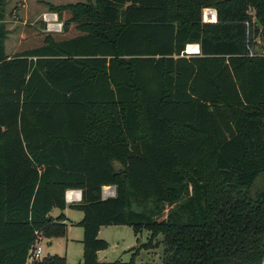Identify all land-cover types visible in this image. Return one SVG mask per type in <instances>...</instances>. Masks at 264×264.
Returning a JSON list of instances; mask_svg holds the SVG:
<instances>
[{
  "label": "trees",
  "instance_id": "obj_1",
  "mask_svg": "<svg viewBox=\"0 0 264 264\" xmlns=\"http://www.w3.org/2000/svg\"><path fill=\"white\" fill-rule=\"evenodd\" d=\"M6 3L0 264H26L40 236L65 235L64 214L50 211L67 206L83 213L82 264H140L98 259L108 225L162 235L161 264H262L264 54L249 52L264 41V0L49 4L61 30L25 22L11 55ZM204 9L216 20L203 21ZM103 185L115 194L103 199ZM67 189L80 201L67 204Z\"/></svg>",
  "mask_w": 264,
  "mask_h": 264
},
{
  "label": "rangeland",
  "instance_id": "obj_2",
  "mask_svg": "<svg viewBox=\"0 0 264 264\" xmlns=\"http://www.w3.org/2000/svg\"><path fill=\"white\" fill-rule=\"evenodd\" d=\"M88 0H6L5 6V26L7 29V38L5 40V51L11 54L19 46L24 23L35 24L43 19V15L52 12L49 4L60 5L68 3H86ZM94 1V0H89ZM208 10H204L203 14ZM251 15L253 12H250ZM216 17V14H214ZM61 21V20H60ZM255 21V19H253ZM40 31H47L44 24L38 27ZM62 28V27H61ZM191 51L193 50V45ZM189 49V46H188ZM190 51V49H189ZM250 55L264 54V41L261 35L256 36L250 46ZM263 174L260 175L262 177ZM262 187V180L259 179L254 187L249 190L254 195ZM166 209L165 213L167 212ZM60 209H51V215H56ZM66 214L69 219L65 220L66 234L56 237H41L37 245L41 247V258L45 256L58 255L64 257L65 264H82V235L83 229L77 225L76 221L83 216L82 211L71 206L67 207ZM164 216V214H163ZM163 216L159 217L162 218ZM71 222H75L71 224ZM98 238L108 243L106 249L99 251L98 259L101 261H112L119 259L128 261L134 257L136 263L140 264H161L164 256V245L162 235H157L151 241L149 232L142 230L139 234L134 235L133 230L127 225H108L101 226ZM137 247L134 250H129ZM264 259L262 260V264Z\"/></svg>",
  "mask_w": 264,
  "mask_h": 264
},
{
  "label": "built area",
  "instance_id": "obj_3",
  "mask_svg": "<svg viewBox=\"0 0 264 264\" xmlns=\"http://www.w3.org/2000/svg\"><path fill=\"white\" fill-rule=\"evenodd\" d=\"M204 10H208V12L203 14L204 15L203 21L213 22L216 20V17L214 15L215 11L209 10V9H204ZM42 21L44 24V28L47 31H60L61 30L62 22L59 21L56 13H52V12L45 13L43 15ZM185 51L186 53H191L187 47ZM114 194H115L114 188H112L111 186H102L101 197L103 199L107 197H111ZM80 199H81L80 190L67 189L65 191V202L66 203L80 201ZM40 256H41V247L37 245V241H36L35 244L28 251L27 258H26V264H32L35 260L40 259L41 258Z\"/></svg>",
  "mask_w": 264,
  "mask_h": 264
},
{
  "label": "crops",
  "instance_id": "obj_4",
  "mask_svg": "<svg viewBox=\"0 0 264 264\" xmlns=\"http://www.w3.org/2000/svg\"><path fill=\"white\" fill-rule=\"evenodd\" d=\"M190 45H193V46L196 47V50H194V51H190L191 53H196V52H198V45H197V44H188V45H187V48H188V46H190ZM188 50H189V49H188ZM5 52H6V51H5ZM6 54H7V55H11V52H6ZM103 186H111V187L114 188V190H115V186H114V185H103ZM72 190H79V189H72ZM76 202H78V201H76ZM76 202H72V203H76ZM72 203H67V204H72ZM67 207H69V206H67ZM67 207H65V209H63L62 211L60 210V212L57 213L56 215L52 214L51 216L55 217V216H57L58 214L63 213L64 216H65V220H66V219H69L68 216H67V214H66V209H67ZM50 214H51V213H50ZM65 220H64V222H65ZM78 221H80V220H77L76 223H77ZM74 223H75V222H71V224H74ZM99 230H100V229H99ZM98 233H99V232H98ZM98 253H99V252H98ZM97 255H98V254H97Z\"/></svg>",
  "mask_w": 264,
  "mask_h": 264
},
{
  "label": "water",
  "instance_id": "obj_5",
  "mask_svg": "<svg viewBox=\"0 0 264 264\" xmlns=\"http://www.w3.org/2000/svg\"><path fill=\"white\" fill-rule=\"evenodd\" d=\"M255 21H256V20H255ZM122 170H123V168L118 169V166H116V172H117V173L121 172Z\"/></svg>",
  "mask_w": 264,
  "mask_h": 264
},
{
  "label": "bare ground",
  "instance_id": "obj_6",
  "mask_svg": "<svg viewBox=\"0 0 264 264\" xmlns=\"http://www.w3.org/2000/svg\"><path fill=\"white\" fill-rule=\"evenodd\" d=\"M189 49H190V51H191L192 46H189ZM194 50H196V47H193V50H192V51H194Z\"/></svg>",
  "mask_w": 264,
  "mask_h": 264
}]
</instances>
